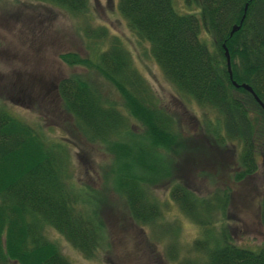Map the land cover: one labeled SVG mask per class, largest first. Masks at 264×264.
Masks as SVG:
<instances>
[{
	"label": "trees",
	"instance_id": "obj_1",
	"mask_svg": "<svg viewBox=\"0 0 264 264\" xmlns=\"http://www.w3.org/2000/svg\"><path fill=\"white\" fill-rule=\"evenodd\" d=\"M37 1L72 17L89 47L84 57L71 51L57 57L94 71L117 93V100L104 96L88 72H71L57 79V106L78 137L111 155L101 186L122 199L136 225L152 223L160 215L152 186L169 174L165 155L180 145L174 115L138 71L121 38L93 21L90 0ZM180 2L184 9L173 0H115L114 6L171 87L209 109L198 123L194 120L202 126L197 125L201 135L219 145L236 141L233 181L261 170L257 218L264 227V111L250 92L231 83H246L264 106V0ZM30 124L0 101V264H70L44 234L45 225L84 257L107 251L109 237L97 217L104 198L74 178L72 142ZM167 191L198 229L182 250L187 255L168 258L177 257L176 264H264V244L252 249L235 243L223 222L226 187L199 195L171 181ZM150 244L145 238L151 260L160 264Z\"/></svg>",
	"mask_w": 264,
	"mask_h": 264
},
{
	"label": "rangeland",
	"instance_id": "obj_2",
	"mask_svg": "<svg viewBox=\"0 0 264 264\" xmlns=\"http://www.w3.org/2000/svg\"><path fill=\"white\" fill-rule=\"evenodd\" d=\"M114 1L90 0L93 21L106 25L111 34L121 38L138 71L174 115L179 131L180 145L174 153H164L169 174L152 186L160 203V215L142 226L129 218L119 196L101 186L102 168L110 162L111 155L98 143L78 137L72 130L70 117L57 106V79L71 72H88L100 93L117 100L112 86L94 71L81 64L67 65L57 57L61 51L84 57L89 50L86 40L76 32L74 19L48 2L0 0V101L21 120L40 125L43 134L72 142L68 152L72 155L74 178L104 198L98 203L97 217L109 237V246L105 252L84 257L50 226H44V234L56 243L70 264H154L153 253L143 245L145 238L159 256L160 264H176L177 257L170 259L167 255H187L182 250L198 234L197 226L178 210L168 195L171 181H178L199 195L226 187L228 200L223 222L229 225L234 242L249 248L264 244V227L257 218L263 173L258 170L233 181L231 174L237 168L236 141L227 140L219 145L209 136L201 135L202 126L197 124V119L209 109L171 87L145 53L143 44L135 41L126 28ZM173 3L184 9L180 0ZM46 125L51 127L44 130Z\"/></svg>",
	"mask_w": 264,
	"mask_h": 264
},
{
	"label": "water",
	"instance_id": "obj_3",
	"mask_svg": "<svg viewBox=\"0 0 264 264\" xmlns=\"http://www.w3.org/2000/svg\"><path fill=\"white\" fill-rule=\"evenodd\" d=\"M236 27H237V25L232 26L230 28V31L229 32H232L234 29H236ZM223 55H224V61H225V67H226V70H227V75L230 78L231 73H230V70H229L228 54H227V51H226L225 47H223ZM231 83L234 86L240 85L242 88H244L245 90H247L248 92H250L251 95L253 96V98L258 102V104L261 106V108L264 111V106H263L262 102L256 97V95L254 94V92L251 90V88L246 83L241 82V83L237 84V83H235L234 80H231Z\"/></svg>",
	"mask_w": 264,
	"mask_h": 264
}]
</instances>
